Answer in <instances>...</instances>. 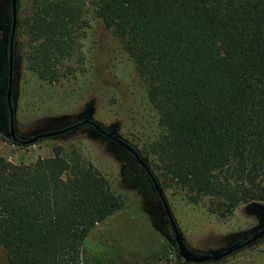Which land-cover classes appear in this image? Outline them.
Returning a JSON list of instances; mask_svg holds the SVG:
<instances>
[{
	"label": "trees",
	"instance_id": "obj_1",
	"mask_svg": "<svg viewBox=\"0 0 264 264\" xmlns=\"http://www.w3.org/2000/svg\"><path fill=\"white\" fill-rule=\"evenodd\" d=\"M90 8L146 84L161 128L149 146L159 186L206 200L220 217L264 202V0H17L14 41L40 80L80 69ZM121 209L110 181L76 152L56 146L29 165L0 158L8 264H81L90 230Z\"/></svg>",
	"mask_w": 264,
	"mask_h": 264
},
{
	"label": "rangeland",
	"instance_id": "obj_2",
	"mask_svg": "<svg viewBox=\"0 0 264 264\" xmlns=\"http://www.w3.org/2000/svg\"><path fill=\"white\" fill-rule=\"evenodd\" d=\"M91 9L87 15L89 27L80 40L84 61L69 79L56 83L40 80L28 69L19 39L17 43L13 41L10 97L15 135L26 140L90 119L133 146L154 177H159L149 146L158 139L161 128L148 101L146 84L123 42ZM9 10L10 0H0V158L29 165L38 158L52 156L53 148L60 146L66 157L76 152L82 161L104 174L120 196L123 209L138 217L131 219L125 214L119 217L120 231L111 229L108 235L100 232L95 237L93 234L92 241L89 238L85 246L88 258L100 252L102 261L123 257L131 264H155L161 238L165 249L159 264H193L180 258L161 202L146 173L131 154L93 127L81 126L30 145L12 143L6 98ZM161 189L185 245L195 255L224 251L264 226V202L241 204L231 215L220 217L206 210V200L194 205L183 191L173 187ZM215 263L264 264V236L228 257L201 264ZM0 264H8L1 248Z\"/></svg>",
	"mask_w": 264,
	"mask_h": 264
},
{
	"label": "water",
	"instance_id": "obj_3",
	"mask_svg": "<svg viewBox=\"0 0 264 264\" xmlns=\"http://www.w3.org/2000/svg\"><path fill=\"white\" fill-rule=\"evenodd\" d=\"M10 12H11V29H10V34H9V39H8V88L6 92V98H7V106H8V112H9V132H10V137L12 140L17 141L20 144H25V145H30L39 139L43 138H50L54 136H59L61 134H64L66 132L72 131L74 129H77L81 126H91L94 128V130L99 133L100 135L104 136L105 138L111 140L115 144L119 145L121 148L126 150L129 154L133 156V158L136 160V162L140 165V167L143 169V171L146 173L147 177L151 181V184L153 186V189L155 190L162 208L164 210V213L166 215V218L168 220L169 226L171 228V231L174 236L175 240V245L178 251V254L180 258L187 263H193V264H201V263H206V262H211V261H217L220 259H223L225 257L230 256L234 252H237L257 240L261 239L264 236V226L259 229L255 234L250 236L249 238L245 239L244 241H241L230 248L220 251V252H215L212 254L208 255H202L198 256L189 251L187 246L185 245L182 236L178 230V227L176 225V222L170 212V209L168 207V204L166 202V199L163 195V191L161 187L159 186L158 182L156 181L154 175L148 168L147 164L143 161L141 156L139 155L138 151L125 142L124 140L120 139L119 137L106 132L100 125L96 124L94 121L90 119H83L75 124H72L70 126H67L62 129L54 130V131H48V132H42L39 134L34 135L33 137L26 139V140H20L17 138L15 135L14 127H13V108H12V102H11V84H12V68H13V41H14V35H15V29H16V24H17V0H10Z\"/></svg>",
	"mask_w": 264,
	"mask_h": 264
},
{
	"label": "crops",
	"instance_id": "obj_4",
	"mask_svg": "<svg viewBox=\"0 0 264 264\" xmlns=\"http://www.w3.org/2000/svg\"><path fill=\"white\" fill-rule=\"evenodd\" d=\"M125 214H127V217H131V219L138 217L136 214H134L133 212H131L129 210L121 209V210L116 211L112 215L108 216L103 221L97 223L90 230V232L88 233V235L84 239V241H83V243L81 245V248H80L81 264H131V262L125 260L123 257L122 258L118 257L116 260H113V261H110V262L109 261H102L103 259H101L100 252L99 253H94V255L91 258H88L86 256L87 249L85 248L86 242L89 240V238L92 241L93 234H95L94 235V237H95L100 232H101V234L104 233V234L108 235L110 233L111 229H117V231H120L121 230V228H120V224L121 223H120L119 217L125 216ZM148 228L155 235V237L158 236L149 226H148ZM120 234H122V232ZM157 238H159V237H157ZM129 239H132V237H130ZM158 240L160 241L161 249H160L159 253L156 256L155 264H159V258H160V256L162 255V253L164 252V249H165L164 245H163V243L161 241V238H159ZM90 245H91V243H90ZM220 264H222V263H220ZM241 264H243V263H241Z\"/></svg>",
	"mask_w": 264,
	"mask_h": 264
}]
</instances>
